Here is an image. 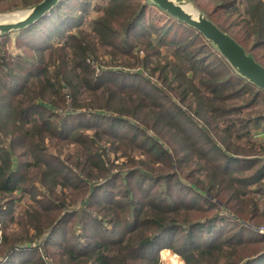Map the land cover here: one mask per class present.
I'll return each instance as SVG.
<instances>
[{
  "label": "trees",
  "instance_id": "16d2710c",
  "mask_svg": "<svg viewBox=\"0 0 264 264\" xmlns=\"http://www.w3.org/2000/svg\"><path fill=\"white\" fill-rule=\"evenodd\" d=\"M42 1L0 0V13ZM150 1L60 0L15 38L0 33V264H48V256L53 264H161L156 253L163 249L185 264H250L258 252L243 251L264 245V234L250 228L264 223L256 222L264 211L253 196L264 191V151L246 159L230 142L264 136V112H245L264 104V91L194 28L178 19L181 27L157 25L149 10L159 6ZM191 1L264 67V0H210V11ZM91 9L97 16L91 30L83 29ZM13 42L17 55L10 52ZM106 47L113 61L103 64L98 50ZM118 57L133 60L127 67L139 70H107L121 65ZM163 57L168 62L157 64ZM148 70L170 92L146 80L142 73ZM131 78L148 86L128 84ZM170 95L182 103L192 96L196 108L192 102L166 103ZM113 99L129 110L115 109ZM126 115H147L157 135L168 129L183 148L170 138L164 147ZM206 115L204 123L194 119ZM128 124L132 129L120 130ZM46 139L72 152L65 160L49 154ZM128 147L142 151L140 165L119 162ZM157 164L166 172L151 176ZM66 191L77 193L76 207L66 202ZM19 195L54 210L56 219L44 223L27 209L26 221L35 217L34 222H20L21 234H10L15 218H8L9 209ZM226 220L237 224L225 230ZM74 222L82 226L79 234ZM23 251L30 254L20 262Z\"/></svg>",
  "mask_w": 264,
  "mask_h": 264
},
{
  "label": "rangeland",
  "instance_id": "374dc122",
  "mask_svg": "<svg viewBox=\"0 0 264 264\" xmlns=\"http://www.w3.org/2000/svg\"><path fill=\"white\" fill-rule=\"evenodd\" d=\"M143 1L146 2V0H143ZM184 1H185V4L190 5L195 11H198V12L202 13L204 16H206L207 18H209L208 14H206L204 11H202V9H200L196 5V3L192 2L191 0H184ZM199 1L209 11L213 8V4H211L210 0H199ZM199 1H198V3H199ZM31 8H26L24 10H19V11H27V10H29ZM15 12H17V11H15ZM15 12H11V13H14V15H17V13H15ZM11 13H0V15H8L9 16V14H11ZM149 13L152 14L154 17H157V18H155L156 19L155 22H156L157 25H159V24L168 25L171 22H173V23L176 22V24L178 26H180V27L182 26L181 24L177 23V21H178L177 19H176V21H174L173 18L168 17V16L166 17L165 13H163L161 11L160 7H156L155 5L150 6ZM96 16H97L96 10L91 9L90 13L87 16V18L82 22L83 29L91 30L92 27H90L89 23H90L91 19H93ZM158 18H159V20H158ZM185 29L186 28H184V30L180 29L179 32H183V31H185ZM187 31H188V28H187ZM18 33H19V31H12L9 34L11 35V37L15 38V36L18 35ZM9 48H10V52L12 53L11 55H17L18 48H17V45H15V42H13V44H11L9 46ZM110 52H111V47L99 48L98 54L101 56V60H102L103 64L105 62L111 63V61H113L110 58V56H111ZM31 56H35V55H31ZM170 58H173V57L170 56ZM118 59H119L118 63L121 64V65H119V67L118 66H114L115 68L114 67H107V70H110L112 72L118 73L119 69L126 68V72H128L129 74H133V73H135V72H137L139 70V69L127 67V66H130V64L133 63V60H131L129 58L123 59L122 57H118ZM123 62H124L126 67H124L122 65ZM167 62H168V60L163 57L162 61L158 62L157 64H161L163 66ZM157 64H156V66H157ZM142 74H143V76H144V78L146 80L147 79L148 80H152V81H154V83H158L166 91L170 92V89H169L170 86L168 84H165L162 81V79L159 80L158 79V74L157 75L152 74L151 70L144 71ZM122 77H127V76L121 75L120 78H122ZM146 80L141 82V81H139V80H137L135 78H131L130 82H128V84L133 85L134 83L137 84L136 82H138V83H141L143 85L142 87H145V86H148V83H147ZM175 85L176 84L173 83L172 86H175ZM171 100H173V101L175 100L178 105H183V106H186L187 104L192 102L193 109H195L196 105H197L195 103V100H194V98L192 96H190V102L186 101L185 103H182L183 101H182L181 98H178V97H176L174 95H170L169 99L166 100V103H170ZM101 101H102V103H104L106 101V99L104 97H102ZM110 102H111L112 106L115 107V109L117 108L120 111L129 110L126 107H121L119 105V103H118V100L113 99ZM108 103H105L104 105H107ZM115 103H116V106H114ZM252 106L253 107H250V108L246 109L245 112H247V113H249V112H252V113H254V112L255 113L256 112H264V104H263V102L255 103ZM114 113L117 116L120 115L118 111H116ZM125 118H128L129 120H132L134 122V124H141V126H145V128L151 132L152 136H155V137L159 138L162 141V144H164V147H167L168 138H170L173 141L172 142L173 146H176V147L177 146H181L183 148L182 144H179V140L176 138V136H174V135L171 136L169 134L171 132L168 129L164 130V128H162V132H163L162 135L161 136L157 135L154 132V130L152 129L153 127L151 128V127H149L148 124H146V119L148 118L147 115H141V117L140 116L139 117H135L134 119L131 116L126 115ZM194 119L196 120V122L204 123L207 120V115L206 116H202V117L194 116ZM87 120H90V119H87ZM128 127H130L132 129V126L128 124L125 127L121 126L120 130H122V128H125L127 130ZM212 128L213 127L211 126L210 130H212L211 131L212 135L215 136L216 132ZM132 132H134V131L131 130V134H132ZM219 137H220V135L217 136V138H219ZM258 138H260V139H255L256 141L255 140L245 139V138L242 139V140H235L234 138H232L230 142H231V145L235 146L233 148L235 154H239L240 157H244L246 159H250L255 154H259L260 152L264 151V136L261 135V137H258ZM46 140L47 141L45 143L46 144L45 150H47V152H49V154L60 155V157L64 158V160H65L66 157L68 156V154L70 152H72V148L73 147L67 148L66 145H63V144L55 145L53 141H48V139H46ZM255 143H256V146H254ZM142 154H143L142 151H139V150H137L135 148L128 147V148L125 149V157H121L119 159V162H127V163L132 162L133 166L140 165L139 161L142 160V158H144L142 156ZM111 158H112V156H111ZM249 161H251V160H249ZM238 164H241V163H238ZM259 165H260V163L257 166H259ZM149 171L153 172L151 176H156L157 174H161V173H165L166 172V170L160 164L154 165L151 169H149ZM182 179H184V176L182 177ZM38 185H39V187H38L39 189H44V190H48L49 189V186H42L40 184H38ZM171 189L173 190V187ZM253 189H254V187H250V190H253ZM66 193H67V195L65 197L66 202L70 203L72 207H76L77 206V202L79 200L77 198L78 197L77 193H74V192H71V191H66ZM103 193L104 192H101V195H103ZM253 196L258 198V200L260 202V205H259L260 206V210L264 211V191L255 193V194H253ZM19 197H21V200L17 201L9 209V213L10 214L8 215V218H11V217L15 218V221L11 222V224L8 226V229L6 230L7 232L9 231L10 234L13 233L14 230L19 231V233L21 234L22 230H24V226L20 222H26V223L34 222L35 217L29 218L28 222L26 221L27 216L23 215V211L27 210V209L30 210L34 215L37 212L39 214V216L42 217L41 220L44 223H50L52 219L53 220L56 219V213L54 212V210L47 209V207H45V209L41 208V206L35 204L34 201L31 200V198L28 195H26V196L19 195ZM19 197L14 196V198H16V199H18ZM182 198L183 197L181 196L180 200H182ZM176 199L178 200V198H176ZM246 199H249V198H246ZM47 202H49V201H47ZM48 204L49 203H47V205ZM230 206L234 207V203H230ZM36 209H38L40 211H37ZM179 212H177V214H179ZM181 216H183V214H181ZM186 216H189L191 219L194 218L193 214H186ZM5 220H7V219H5ZM263 220L264 219L257 218L256 222L259 223V222H262ZM257 223H255V224H257ZM234 224H237V222L235 220H226L225 224L223 225V228L225 230H228L229 229L228 227L230 225H234ZM51 225H50V227H51ZM73 226H74V231L78 232L77 234H79V232H82V230H83L82 226L76 225L75 222L73 223ZM95 226L97 228L100 227L96 223H95ZM0 227H1V224H0ZM250 228L251 229H255L254 230L255 232H259L260 233L261 230H264V223H261L259 225H256V226H253V227H250ZM35 231L36 230H34V229L31 230L30 234H35ZM0 234H1V232H0ZM72 240L74 241L76 239H72ZM34 245L35 244H31V247H34ZM262 246H264V245L263 244L253 245L252 247H249V248H247V249H245L243 251V253H248V254H250L252 251H255V250H256V253L258 252L257 255L252 256L253 258L251 259L252 262L250 264H259L260 263V259L263 257L262 255H264V251H260ZM257 249H258V251H257ZM158 252L156 254L160 256V258H161L160 263L161 264H185V262L182 260V258H180V256L178 254L174 253L172 250L163 249V250H160ZM29 254H30L29 251L19 252V256H21L20 262H23L24 259H27ZM46 259L48 260V264H53L52 261L54 262V259L51 256L46 257ZM0 261H3L2 258H0Z\"/></svg>",
  "mask_w": 264,
  "mask_h": 264
},
{
  "label": "water",
  "instance_id": "95a60500",
  "mask_svg": "<svg viewBox=\"0 0 264 264\" xmlns=\"http://www.w3.org/2000/svg\"><path fill=\"white\" fill-rule=\"evenodd\" d=\"M60 0H43L31 9L24 18L0 20V33L20 31L33 26L50 13ZM162 10L200 32L211 41L228 61L231 67L243 78L264 91V67L247 54L245 49L230 35L223 32L215 23L198 11L190 13L184 9V0H152ZM15 12V13H17ZM9 15H14L11 13ZM4 17V16H2Z\"/></svg>",
  "mask_w": 264,
  "mask_h": 264
},
{
  "label": "bare ground",
  "instance_id": "6f19581e",
  "mask_svg": "<svg viewBox=\"0 0 264 264\" xmlns=\"http://www.w3.org/2000/svg\"><path fill=\"white\" fill-rule=\"evenodd\" d=\"M184 9L190 13H193V11H194V9L190 5H187V4L184 6ZM27 13L26 12H21V13L17 12V15H9V16L8 15H0V20H2V19L14 20V19H19V18H24L27 15ZM2 16H4V17H2Z\"/></svg>",
  "mask_w": 264,
  "mask_h": 264
},
{
  "label": "built area",
  "instance_id": "2783aa9c",
  "mask_svg": "<svg viewBox=\"0 0 264 264\" xmlns=\"http://www.w3.org/2000/svg\"><path fill=\"white\" fill-rule=\"evenodd\" d=\"M260 233L264 234V230H261Z\"/></svg>",
  "mask_w": 264,
  "mask_h": 264
}]
</instances>
